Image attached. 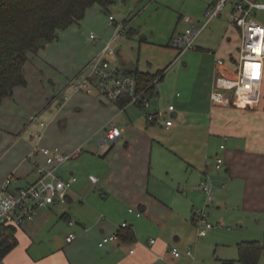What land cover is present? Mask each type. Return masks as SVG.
Segmentation results:
<instances>
[{"label":"crops","instance_id":"crops-1","mask_svg":"<svg viewBox=\"0 0 264 264\" xmlns=\"http://www.w3.org/2000/svg\"><path fill=\"white\" fill-rule=\"evenodd\" d=\"M228 28L238 31L241 43L240 30L230 25ZM224 40L229 41L230 37L225 34ZM225 41L217 51L197 45L190 49L198 53L203 71L191 84L183 77L178 82L181 93L177 91L171 97L175 105L167 104H173L175 109L169 129L161 121L148 122L145 110L138 105L109 101L96 93L72 92L53 110L44 128L36 122L28 123L25 130H29L20 131L13 138H6L2 132L0 141L7 139V143L1 144L0 151H8L12 145L19 156V161L13 159L17 176L10 173L18 185L30 183L26 179L31 173L37 177L34 165L44 163L38 147L58 146L63 152L81 148L78 158L57 169V175L76 177L66 203L55 202L41 208L31 221L15 228L17 243L1 258L2 263L186 264L194 255H186L184 244L180 243L182 237L173 239L176 229L171 225L187 220L190 204L193 208L198 192L203 194L200 185L205 181L213 189L211 202L224 210L233 209L229 223L238 225V230H234L236 249L240 242L259 241L263 253L258 264H264V96L260 91L257 104L245 107L211 101L218 80L233 72L238 60L226 50ZM219 60L223 64H217ZM179 61L175 63L178 69L183 67ZM124 62L128 67L124 64L125 69L121 68L126 71L152 75L163 72L149 98L153 109L160 110L156 84L163 80L170 64L155 71L138 61ZM181 62L187 68L189 62ZM111 126L117 127L121 135L100 153L93 140ZM37 131L42 132L39 139L34 138ZM207 138L213 141V148L206 147ZM213 153L223 158L221 169L215 168L216 158L214 165L206 164ZM1 161L0 181L9 176L4 165L8 161ZM90 175L95 176L96 182L90 180ZM68 204L69 211L62 208ZM130 208L133 213L128 211ZM136 212L141 215L136 216ZM221 219L225 220L223 216ZM123 222L127 228L120 227ZM128 232H133L130 239ZM70 233L75 239L67 242ZM114 233L118 234L116 241L103 247L97 245L103 236ZM178 243L181 255L174 257L170 249L177 248ZM218 254L223 263L232 260L222 255L225 252Z\"/></svg>","mask_w":264,"mask_h":264},{"label":"rangeland","instance_id":"rangeland-1","mask_svg":"<svg viewBox=\"0 0 264 264\" xmlns=\"http://www.w3.org/2000/svg\"><path fill=\"white\" fill-rule=\"evenodd\" d=\"M213 1L115 0L114 3L108 6L106 11H103L97 4L91 6L86 10L80 22L59 30L57 39L45 43L37 53L29 55V60L24 66L29 85L28 87L27 85L19 86L14 95L2 100L0 104V134L4 132L6 138H11L10 136L13 138L20 131L24 132L25 126L29 125V116L34 114H38L40 119L47 124L51 119L50 116L53 110L59 106V103L67 100L70 93L73 92L68 86L69 81L81 72L91 55L98 54L103 46L112 40L117 30H121L126 25V29L113 42L106 53V57L124 69V64L128 67V64L124 62L125 59H129L132 63L138 61L139 64L155 71L164 69L170 64L164 70L163 80L156 84L157 89L160 90L161 108L158 109L164 110L169 102H175L171 99L173 94L177 91L181 93L178 82L182 77L191 84L196 76L198 78V72L203 71V67L199 63L198 53L187 50L188 53L185 51V55V52L178 55L177 51L169 45L170 39L174 35L184 32L188 27V24L182 21V17L185 15H189L192 18V23L196 25L203 23L205 21V11L211 8L210 3ZM230 7L231 5L228 3L219 17H213L208 22L204 30L198 35L194 45L217 51L225 41L224 36L227 34L230 40L225 41L226 50L232 52L235 58L238 57L236 50L240 44V34L236 29L228 28ZM110 15L114 18V25L112 26L108 25ZM257 16L260 21L264 22V11L257 12ZM91 33L95 39L90 38ZM224 51V49L221 50L220 55ZM196 52L203 51L197 50ZM204 54L203 56H206ZM177 61H179V65L183 66L182 68L178 69V66L175 65ZM181 61L189 62L187 68H184ZM201 65H204V63H201ZM85 73L83 72L81 75ZM261 96H264V80L261 87ZM44 107L45 109H43ZM150 110H154L151 103ZM190 116L192 117L193 114ZM26 130L29 129L26 128ZM23 136L24 139L27 138L25 134ZM99 137L100 135L93 140L97 149H99ZM6 143L7 139L0 141V146ZM205 143L206 147H214L213 141L208 140V138L205 139ZM9 148L8 151L7 149L0 151V160H3L1 162L8 161L4 164L7 175L12 172L14 176H17L14 172L13 159L16 158L19 161V156L17 157V150L13 149L12 145ZM2 155L3 157H1ZM215 158L213 153L211 160L206 164L214 165ZM70 162L71 160L64 165ZM35 177V174L31 173L26 181L31 182ZM193 205L194 207L191 208L190 204V213L187 220L171 225L176 229L173 239L174 236L182 237L180 243L184 244L185 251L191 249L194 255L192 261L189 260L185 263L241 264L236 260L237 240L234 230L237 229L238 225L229 223L233 209L218 208L214 203L207 202L204 193L201 192H198ZM62 208L68 210L69 204L62 206ZM199 216H203V219H200ZM221 216L224 217L225 222L221 219ZM207 222L212 225V228L207 230L205 236L200 237L198 229ZM180 243L175 245L181 251ZM222 252H225V254H222ZM218 253L232 259L233 262L223 263L221 259L219 260Z\"/></svg>","mask_w":264,"mask_h":264},{"label":"built area","instance_id":"built-area-1","mask_svg":"<svg viewBox=\"0 0 264 264\" xmlns=\"http://www.w3.org/2000/svg\"><path fill=\"white\" fill-rule=\"evenodd\" d=\"M228 3L231 5L228 17L229 25L237 27L241 33L238 60L233 72L220 77L210 98L214 104L253 106L259 100L264 79V22L260 21L257 16V12L264 11V0H214L211 8L205 11L203 23L196 25L192 23V18L189 15L183 16L182 21L188 24V27L184 32L171 37L169 45L177 51L178 55L193 49L198 35L213 17L221 15ZM108 25H114L112 15L108 17ZM126 27L127 25L121 30H117L112 40L107 42L98 54L91 55L81 72L69 81L68 86L73 92L96 93L113 102L127 100L126 104H135L145 110L148 122L161 121L163 127L169 129L173 124L171 113L175 110L174 105L170 104L164 110H150V92L141 88L138 78L134 74L124 70L106 57L113 42L124 32ZM90 38L95 39L92 33ZM217 64H223V62L219 60ZM83 72L86 73L81 75ZM156 81L157 78L151 84L154 85ZM34 122L40 128L46 126L38 114L29 116V123ZM120 135L121 131L117 127L111 126L103 129L98 138L99 152L102 153L113 145ZM41 136V131L34 134L36 139ZM37 149L44 156V163H35L34 171L37 177L34 181L18 185V180L13 175L0 181V227L18 228L31 221L39 209L46 208L55 202L66 203L68 191L76 181V177L64 178L57 175L56 170L66 162L78 158L81 148H75L70 152H63L58 146L38 147ZM222 165L223 158L216 157L215 168L221 169ZM89 178L93 182L97 180L93 175H90ZM200 187L206 201L211 202L213 189L210 183L203 181ZM128 211L134 212L131 208ZM135 215L140 216L141 213L136 212ZM199 217L203 219V216ZM120 227L127 228L128 224L123 222ZM210 228L212 225L207 222L198 229V235L205 236ZM74 239L73 233L66 237L67 242ZM117 239V233L106 235L98 241L97 245L103 247ZM153 242L154 240L151 239L150 243ZM170 253L174 257L181 255L176 247L171 248ZM186 255L193 256L191 249L186 250ZM0 264H3L1 257Z\"/></svg>","mask_w":264,"mask_h":264},{"label":"trees","instance_id":"trees-1","mask_svg":"<svg viewBox=\"0 0 264 264\" xmlns=\"http://www.w3.org/2000/svg\"><path fill=\"white\" fill-rule=\"evenodd\" d=\"M115 0H0V104L13 95L18 86H26L24 66L30 54L37 53L48 42L57 39L59 30L80 22L88 8L98 4L103 11ZM134 74L141 88L149 92L152 81L163 72ZM151 84V85H150ZM127 100H122L126 103ZM14 227H0V257H4L17 243ZM133 232L127 233L132 238ZM237 261L241 264H258L263 253L259 241H244L237 246ZM233 260H228L231 263Z\"/></svg>","mask_w":264,"mask_h":264},{"label":"water","instance_id":"water-1","mask_svg":"<svg viewBox=\"0 0 264 264\" xmlns=\"http://www.w3.org/2000/svg\"><path fill=\"white\" fill-rule=\"evenodd\" d=\"M173 114L171 113V116H172ZM175 115V114H174ZM0 139H1V134H0Z\"/></svg>","mask_w":264,"mask_h":264}]
</instances>
